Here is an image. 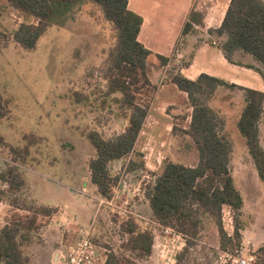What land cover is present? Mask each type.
<instances>
[{
  "label": "rangeland",
  "instance_id": "374dc122",
  "mask_svg": "<svg viewBox=\"0 0 264 264\" xmlns=\"http://www.w3.org/2000/svg\"><path fill=\"white\" fill-rule=\"evenodd\" d=\"M225 2L218 0L220 7ZM200 3L198 11H203L214 0ZM219 15L217 12L211 18L216 21ZM22 23L36 21L12 8L7 0H0V98L6 110L0 121V135L5 142L0 150V169L16 168L25 183L17 196L10 194L11 198H6L3 191L7 186L0 182V202L13 207L9 201L14 200L20 206L34 209L27 214L13 207L8 210L9 221L16 217L24 221L37 217L33 199L60 204L61 207L51 208V215L58 217L60 212L63 219L53 223L55 233L62 237L56 261L53 253L41 256L49 241L42 242L37 235L35 244L25 248L28 264H58L60 253L67 251L80 232L98 247L100 261L104 263L110 252L132 257L136 264H217L222 250L255 253L258 247L236 240L233 214L228 207L222 210V225L231 239L226 249L220 247L215 223L205 218L198 239L192 241L180 259L177 257L183 252L185 240L173 233L166 234V228L152 220L145 189L153 183L155 175L168 162L194 166L198 161L195 145L183 132L190 123V105L166 87L169 84L165 83V77L155 80L156 89L148 93L150 109L135 146V151L142 155L144 168L128 173L125 170L128 159L111 163V175L118 176L119 181L112 188L109 200L99 196L91 184L88 168L95 151L85 135L96 130L109 139L127 125L120 106L112 97H105V69L116 44V32L96 6L71 5L66 15L56 17L36 48L28 51L12 38ZM183 55L177 59L171 57L167 72L187 62L191 51ZM149 63L160 64L155 57H150ZM215 100L211 106L221 113L222 109L214 106ZM220 115L226 119L225 114ZM243 158L238 154L234 161L245 163ZM237 188H241L246 205L240 217L242 225L248 226L250 232L261 231L264 212L261 202L253 200L254 188L245 184ZM70 189L74 191L72 194ZM3 209L0 205V211ZM42 217L39 216L40 221L35 225L36 233L52 224L49 218ZM130 219L153 233L149 257L137 259L125 248L127 238L121 227Z\"/></svg>",
  "mask_w": 264,
  "mask_h": 264
},
{
  "label": "trees",
  "instance_id": "16d2710c",
  "mask_svg": "<svg viewBox=\"0 0 264 264\" xmlns=\"http://www.w3.org/2000/svg\"><path fill=\"white\" fill-rule=\"evenodd\" d=\"M7 2L15 10L36 21L20 24L12 34L13 41L28 51L36 48L40 38L56 22V17L66 15L71 5L89 3L96 6L103 19L114 28L116 44L110 52L105 69V97H112L113 102L120 106L127 125L121 133L109 139L96 130L85 135L95 151V156L88 163L91 184L99 196L109 200L112 188L119 181L118 176L111 175V163L128 159L125 168L128 173L144 168L142 155L135 151V146L149 113L148 95L156 89L155 80L161 78V70L168 68L171 57L155 55L138 41L143 19L129 10L127 0ZM201 21V15L191 14L189 22L184 26L183 35L196 34L192 23L202 26ZM205 41L216 43L229 63L254 70L264 77V0H230L221 26L209 29ZM150 57L157 58L160 64H150ZM247 57L251 61H247ZM191 61L189 57L187 62L172 71L166 70L165 83L176 86L187 96L191 115L188 128L183 132L195 145L198 161L194 166L166 163L163 170L155 175L153 183L145 189L152 220L163 228L173 229L185 240L183 252L177 259L188 251L192 241L198 239L205 218L215 223L220 247L226 249L231 239L227 237L222 225L223 207L231 209L234 236L237 241H242L245 226L240 217L243 215L244 201L232 176L234 141L231 133L226 130L227 118L220 115L224 113L211 106L221 87L241 94L243 106L238 113L236 130L245 141L259 179L264 181V148L260 144L264 92L241 88L204 74L194 81L189 80L181 74V69L188 67ZM117 94L119 97H114ZM5 115V106L0 98V121ZM4 146L5 142L0 135V150ZM0 182L7 186V190L3 191L6 198L10 194L17 196L25 186L16 168L11 166L0 169ZM9 203L14 208L34 210L20 206L14 200ZM36 206L37 214L51 215V208ZM36 218L30 217L24 221L16 217L9 225L0 228V264H28L25 248L35 244L33 232L37 230ZM121 233L127 238L125 248L133 257L142 259L150 256L154 241L151 231L141 229L130 219L122 225ZM255 253L259 262L264 264V245L258 247ZM130 258L110 252L105 264H136Z\"/></svg>",
  "mask_w": 264,
  "mask_h": 264
},
{
  "label": "crops",
  "instance_id": "0c3cea01",
  "mask_svg": "<svg viewBox=\"0 0 264 264\" xmlns=\"http://www.w3.org/2000/svg\"><path fill=\"white\" fill-rule=\"evenodd\" d=\"M200 1L201 0H127L129 10L143 19L138 41L153 54L164 57H172L175 59L182 58L184 56L183 54L191 51V64L188 67L181 69V74L189 80L194 81L200 75L204 74L241 88L264 92V77H261V75L254 70L229 63L216 43H207V41H205V36H207V31L209 29H218L221 26L230 0H226L225 4L221 7L219 6L218 0H214V3H212L210 7L206 9L204 8L206 12L204 10L198 11L201 4ZM217 12H219L220 15L218 19L214 21L211 16H214ZM191 14L201 15V23L203 25L201 26L200 24L192 23L193 28L197 33L183 35L184 26L189 22ZM198 32L202 34H199ZM247 61H251V59L247 57ZM166 70L167 68L160 71L161 78L165 77ZM166 87H168L175 95L180 94L182 100H187L186 94L180 92L176 86L169 84ZM214 106L221 108L226 115V130L231 133L234 141V156L238 154L244 156L243 159L245 160V163H235L233 159L232 176L234 184L237 185L238 183L237 187L241 184L248 185L249 187L252 186L255 191V198L253 200L261 202L260 206L262 212H264V181L259 179L255 166L248 155L245 141L239 135L235 126L238 119V113L243 106L241 94L228 91L221 87L217 90ZM260 144L262 148H264V118H262L260 123ZM238 190L242 196L241 188ZM73 192L74 191L71 190L70 194ZM242 198L244 201V211L246 205L243 196ZM33 201L35 202V205L47 208L61 207L60 204L56 202L40 203L34 199ZM0 205L5 208L0 211L1 228L9 225L10 221L7 217L11 212L9 213L8 210L11 208L13 209V207H10L4 202H0ZM14 209L15 211L29 213L27 210ZM60 215V212L57 213L58 217H56L55 214L50 216L37 215L36 223L40 221L39 216H43L47 219L49 218L52 224L50 223L45 231H43L45 228L43 227V230L37 231V233L33 232V235H38L42 242L47 243L49 241V246L47 245L48 249H42V255H39L45 257L46 253H53V259L55 261L60 249L58 246L60 245L61 247L62 237L55 233L53 228H55L56 225L53 223L56 222V220L57 222L63 220ZM242 242L243 244L252 245L254 247L264 245V228H262L261 231L254 229V231L250 232L248 226H245V229L242 232ZM51 246L54 248L52 249Z\"/></svg>",
  "mask_w": 264,
  "mask_h": 264
},
{
  "label": "built area",
  "instance_id": "2783aa9c",
  "mask_svg": "<svg viewBox=\"0 0 264 264\" xmlns=\"http://www.w3.org/2000/svg\"><path fill=\"white\" fill-rule=\"evenodd\" d=\"M166 234L173 233L181 239L173 229L166 228ZM58 264H105L100 261L98 247L89 239L87 235L79 233L76 241L67 248L65 253H60ZM217 264H261L256 253L237 250H222L218 254Z\"/></svg>",
  "mask_w": 264,
  "mask_h": 264
}]
</instances>
